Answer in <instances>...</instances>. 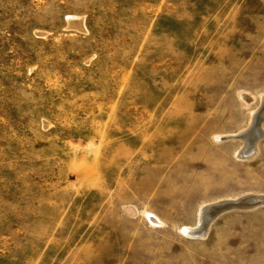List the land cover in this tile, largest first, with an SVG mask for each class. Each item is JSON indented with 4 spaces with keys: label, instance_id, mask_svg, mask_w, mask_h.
I'll use <instances>...</instances> for the list:
<instances>
[{
    "label": "rangeland",
    "instance_id": "rangeland-1",
    "mask_svg": "<svg viewBox=\"0 0 264 264\" xmlns=\"http://www.w3.org/2000/svg\"><path fill=\"white\" fill-rule=\"evenodd\" d=\"M263 94L264 0H0V264H264V203L182 232Z\"/></svg>",
    "mask_w": 264,
    "mask_h": 264
},
{
    "label": "bare ground",
    "instance_id": "bare-ground-1",
    "mask_svg": "<svg viewBox=\"0 0 264 264\" xmlns=\"http://www.w3.org/2000/svg\"><path fill=\"white\" fill-rule=\"evenodd\" d=\"M71 19V18H69ZM76 20V19H74ZM71 25V24H70ZM74 25V24H73ZM75 26V25H74ZM78 26V25H77ZM244 100L249 103L252 102V98L249 96H244ZM264 94L260 97L259 107L254 110L250 115V121L248 128L237 134H231L229 136H218L216 137L218 141H239L242 143V147L237 151L239 159H251L257 154V143L264 139ZM263 196V195H262ZM258 195H244L241 198L236 197L234 199H222L216 201L212 204H206L201 206L198 213V221L195 227H184L182 232L188 237L192 238H202L206 235V231H203L207 226L209 228L210 224L218 217L220 212L224 210H231L234 206H239L240 208H255L258 205L264 203V197ZM151 220L154 223H159L160 221L151 216ZM159 221V222H158Z\"/></svg>",
    "mask_w": 264,
    "mask_h": 264
},
{
    "label": "water",
    "instance_id": "water-1",
    "mask_svg": "<svg viewBox=\"0 0 264 264\" xmlns=\"http://www.w3.org/2000/svg\"><path fill=\"white\" fill-rule=\"evenodd\" d=\"M231 209H243V208H240L239 206H234V207H232ZM227 210H224V211H222V212H220V213H223V212H226Z\"/></svg>",
    "mask_w": 264,
    "mask_h": 264
}]
</instances>
